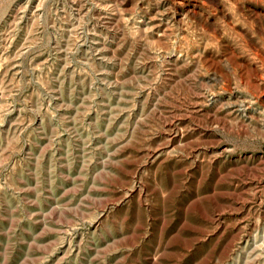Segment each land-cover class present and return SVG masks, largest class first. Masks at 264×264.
<instances>
[{"label":"rangeland","instance_id":"374dc122","mask_svg":"<svg viewBox=\"0 0 264 264\" xmlns=\"http://www.w3.org/2000/svg\"><path fill=\"white\" fill-rule=\"evenodd\" d=\"M0 264H264V0H0Z\"/></svg>","mask_w":264,"mask_h":264},{"label":"bare ground","instance_id":"6f19581e","mask_svg":"<svg viewBox=\"0 0 264 264\" xmlns=\"http://www.w3.org/2000/svg\"><path fill=\"white\" fill-rule=\"evenodd\" d=\"M249 85L252 87H255L254 84H252L250 81H248ZM234 95V94H233ZM238 96V95H237ZM252 100V99H251ZM250 102V101H249ZM257 102V101H256ZM246 106V105H245ZM262 106V105H261ZM263 107V106H262ZM232 109V108H231ZM243 112V111H242Z\"/></svg>","mask_w":264,"mask_h":264}]
</instances>
